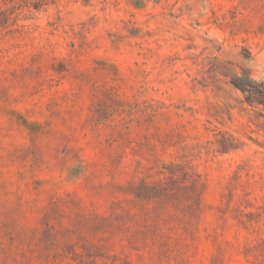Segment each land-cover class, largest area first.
<instances>
[{
	"label": "rangeland",
	"instance_id": "1",
	"mask_svg": "<svg viewBox=\"0 0 264 264\" xmlns=\"http://www.w3.org/2000/svg\"><path fill=\"white\" fill-rule=\"evenodd\" d=\"M264 0H0V264H264Z\"/></svg>",
	"mask_w": 264,
	"mask_h": 264
},
{
	"label": "trees",
	"instance_id": "2",
	"mask_svg": "<svg viewBox=\"0 0 264 264\" xmlns=\"http://www.w3.org/2000/svg\"><path fill=\"white\" fill-rule=\"evenodd\" d=\"M233 83L247 93L248 101L264 104V82H258L246 73L243 76H237Z\"/></svg>",
	"mask_w": 264,
	"mask_h": 264
}]
</instances>
